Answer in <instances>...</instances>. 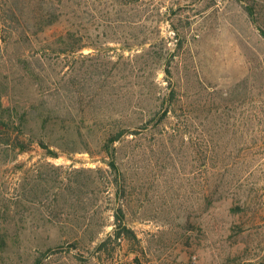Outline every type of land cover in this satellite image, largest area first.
I'll list each match as a JSON object with an SVG mask.
<instances>
[{
  "label": "rangeland",
  "instance_id": "1",
  "mask_svg": "<svg viewBox=\"0 0 264 264\" xmlns=\"http://www.w3.org/2000/svg\"><path fill=\"white\" fill-rule=\"evenodd\" d=\"M252 3L264 6V0H80L73 3L77 13L39 35L50 41L67 31L69 18H84L78 24L84 41L107 51L99 63L86 57L93 53L88 48L44 62L55 80L104 67L111 75L108 101L95 109L85 103L45 128L28 113L18 132L28 150L0 144V264H264V11L260 16L257 7L250 18L245 6ZM8 5L0 0V36L6 34L1 9ZM145 36L166 42L168 52L157 53L173 73L174 113L160 125L155 115L148 128L116 144L123 175L118 200L115 189L103 185L112 173L100 181L95 172L108 170L100 149L106 122L147 120L169 91L164 59L149 66L134 58L141 52L126 51L130 40ZM10 52L0 39V80L2 73L13 80L3 102L22 113L36 101L30 80L16 77V48ZM42 76L40 88L46 86ZM71 138L78 141L73 152L65 149ZM77 171L85 176V195L72 187L69 200L66 187ZM118 207L139 241H111L98 251Z\"/></svg>",
  "mask_w": 264,
  "mask_h": 264
},
{
  "label": "trees",
  "instance_id": "2",
  "mask_svg": "<svg viewBox=\"0 0 264 264\" xmlns=\"http://www.w3.org/2000/svg\"><path fill=\"white\" fill-rule=\"evenodd\" d=\"M60 0V6L57 7L55 3L50 0H8V6L1 9L2 22L6 25L5 36H0L3 43L4 53L11 54V50L16 48L15 52V67L16 77L19 80L29 79L31 84V92L36 102L30 103L22 113L18 112V106L5 105L3 102L4 95L9 94L10 88L13 87V80L9 79L7 73L1 74L0 80V144H4L8 149L18 153H23L28 150L30 144H26L20 140L18 132L23 133L21 127L27 122L26 115L29 113L33 119H39L42 125L47 127L57 123L56 118L59 117H71L76 113L81 112L82 106L86 103L92 109H95L97 104L98 108L104 106L105 101L108 98L105 96L108 84H110L111 75L104 67L99 64H95L94 67L86 72L84 78H77V73L65 72L60 79H53L51 71L47 72V66L44 62L47 57L52 54L56 57L61 56H73L78 52H82L84 49H91L93 53L86 54L88 58H94L98 61L101 56V52L104 51L100 46H96L94 43H87L84 41L83 36L78 31V26L83 25V19H77L75 22L69 18V24L67 31L50 40H41L39 35L45 31L46 28L57 23L64 15H74V4L77 6L80 0ZM119 1V0H118ZM74 3V4H73ZM122 4V8L124 9ZM129 5V4H128ZM258 7V14L262 16L263 7L259 3L250 4L245 6L247 14L250 18L254 19L255 10ZM124 11V10H123ZM139 13V12H137ZM70 17V16H69ZM138 17L136 13L131 16L135 24H138ZM75 18V16H74ZM79 24V25H78ZM260 34L264 36V26L259 28ZM131 44L126 47L127 52H141L134 56L135 59H139L149 66H152L161 61L163 56L158 55L157 52H168L166 42L159 38H150L145 36L142 40H130ZM165 43L164 48L160 45ZM183 41L178 44L174 52L182 49ZM83 56V54L81 53ZM5 58V57H4ZM133 61V59H129ZM166 68H164L165 79L169 81V85L166 89L169 91L163 97V101L158 105L157 110L154 111V116L149 119H142L140 121L133 120L126 116L114 117L108 123L109 128L103 130L100 141L101 153L106 158V165L108 170L97 169L95 172L99 175L100 181L105 177V174L112 173L111 179L105 177L107 182L103 185L112 187L115 189V198L120 200L123 195L122 181L123 175L120 173L119 166L117 165V153L119 151L116 146L128 136H133L139 129L148 128L149 125L155 120V115H158L157 124L164 123L170 118V114L174 113L172 104L176 99V90L171 86L170 79L172 77V71L169 67L168 59H164ZM97 63V62H96ZM43 72L45 74H43ZM75 73V72H74ZM46 83L45 87H39V82L43 76ZM127 77L133 79L132 72L127 74ZM46 79V80H45ZM155 83V80H153ZM156 86V84H155ZM93 91V93L91 92ZM59 116V117H58ZM18 121V122H16ZM61 123L66 124L67 119L59 120ZM137 121V122H136ZM12 131H16L15 136H12ZM83 143L82 149L87 150L88 146L83 139V135L78 137ZM32 142V141H30ZM77 139H68L65 143V149L73 152L76 149ZM38 143L42 148L46 150V153L52 157L57 158L58 154L49 149V146L43 141L39 140ZM76 178L73 182L67 184L65 197L72 195L73 188H77V192L80 195H85L84 188L87 186L85 182V176L82 172L77 171ZM72 184H75L73 186ZM106 195L109 197L108 190ZM107 197V196H106ZM106 197H102L99 200L106 202ZM72 198L69 196V200ZM88 196H83L80 199L81 206L87 210L86 203ZM68 199H64V203H67ZM88 211V210H87ZM86 211V212H87ZM114 224L113 231L107 235L106 239L101 241L96 249L101 251L108 243L114 241L116 243L122 241L138 242L134 231L128 227L124 222V213L121 207L114 209L113 211ZM104 227V225H103ZM100 233V230L95 231L92 235L91 242L93 243L96 236Z\"/></svg>",
  "mask_w": 264,
  "mask_h": 264
}]
</instances>
